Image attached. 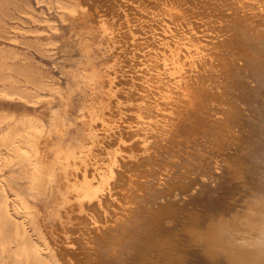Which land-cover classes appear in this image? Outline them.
Returning a JSON list of instances; mask_svg holds the SVG:
<instances>
[{
    "label": "bare ground",
    "instance_id": "bare-ground-1",
    "mask_svg": "<svg viewBox=\"0 0 264 264\" xmlns=\"http://www.w3.org/2000/svg\"><path fill=\"white\" fill-rule=\"evenodd\" d=\"M90 1L120 57L112 73L128 78L120 88L109 79L107 105L86 112L105 123L113 146L97 159L63 135L42 137L50 130L41 122L5 130L0 164L31 187L58 165L77 221L60 224L51 242L37 203L12 189L11 206L0 179V256L13 255V264H264V0ZM137 33L147 34L143 47ZM125 58H145L143 75ZM16 208L31 212L42 242Z\"/></svg>",
    "mask_w": 264,
    "mask_h": 264
},
{
    "label": "rangeland",
    "instance_id": "rangeland-1",
    "mask_svg": "<svg viewBox=\"0 0 264 264\" xmlns=\"http://www.w3.org/2000/svg\"><path fill=\"white\" fill-rule=\"evenodd\" d=\"M65 1L0 0V121H2L0 136L13 128L26 126L29 121L41 122L47 130H50L49 133H42V137L46 136L49 141H54L55 138L63 135L72 147L81 150L92 148V153L96 154L97 159H104L101 150L111 149L113 146L111 133L105 129V123L99 117L91 119L86 112L91 108L96 112H102V107L107 105L105 92L109 88V79L120 88L127 84L128 78L118 77L112 73L120 57L115 50L109 48L110 40L100 27L102 11L92 6V1L88 3L86 0H70L74 1L81 11L83 10L71 14L68 9L65 11L62 7V10L61 5H58V2ZM208 2L212 4L214 1L208 0ZM193 26L197 30L203 27L199 22H194ZM125 29L122 28L121 31ZM121 34V32L117 34V39ZM146 35L136 34V43H140L141 47L145 44L143 42L146 41ZM125 59L122 64L129 66V61L135 62L136 68L140 70L138 74L143 75L145 58L134 61ZM240 61L238 66L244 64L242 60ZM98 89H101L100 92L95 91ZM16 121L19 124H16ZM57 128L61 130L58 131ZM1 137L0 149L5 150L4 143L8 144L9 141L3 142ZM16 159L18 158L14 157V161ZM3 165L0 164V179L4 180V191L8 195L10 205L12 206L13 200L12 189L20 191L30 206L37 203V207L41 210L40 224L43 233L55 243L58 238L57 233L60 232L59 225L73 224L77 221L73 210L77 205L73 202L77 198L73 197L67 188L68 180L64 178L65 173L57 165L51 175L48 174L49 171L44 173L31 187L25 176L22 174L19 175L20 177L16 176L11 164ZM1 187L0 185V196L3 195ZM37 191L40 194L37 195L35 193ZM33 194H36V198ZM30 209L34 208L28 210ZM16 210L17 213L13 215L17 217L26 215L25 209L16 208ZM26 216L28 232L33 240L42 242L37 235H34L35 231L30 229L31 212ZM32 216H36V213L33 212ZM4 233L5 236L13 234L10 228ZM59 245L49 246H54L61 252ZM9 246L13 247L14 242H10ZM42 246L46 247L43 244ZM48 249H43L42 252L48 253ZM75 256L79 258L86 255L82 253ZM86 258L89 264H94L91 259ZM49 263L56 264L53 258ZM166 263L167 261L163 260L161 264ZM0 264H13V255L7 257V253H2Z\"/></svg>",
    "mask_w": 264,
    "mask_h": 264
}]
</instances>
